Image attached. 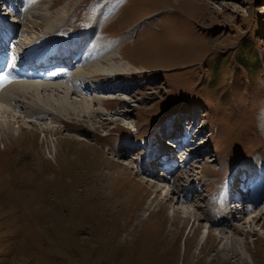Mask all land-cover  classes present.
<instances>
[{
    "label": "rangeland",
    "instance_id": "obj_1",
    "mask_svg": "<svg viewBox=\"0 0 264 264\" xmlns=\"http://www.w3.org/2000/svg\"><path fill=\"white\" fill-rule=\"evenodd\" d=\"M90 1L47 0L29 12L19 2L20 11L5 20L15 23L8 27L15 35L4 48L10 40L26 43L24 36L43 28L33 23L59 9L68 32L81 27ZM122 4L103 31L122 37L118 44L130 41L115 56L133 73L107 81L128 92L94 91L101 102L90 108L101 112L82 128L53 114L28 123L21 112L20 128L0 122V264H236L213 259L223 245L219 226L205 232L214 217L227 220L228 231L243 228L235 236L250 250H233L243 252L245 264H264V190L238 193L240 183L232 184L239 163L264 162V0ZM40 41L27 52L50 47L47 38L45 46ZM13 48L18 52L11 42ZM76 68L83 66L70 71ZM190 115L191 141L181 144L170 175L158 178L166 175L146 155L157 153L155 139L169 134L177 117ZM183 189L186 200L179 199ZM237 198L244 203L233 208ZM183 206L198 214L199 231L181 221Z\"/></svg>",
    "mask_w": 264,
    "mask_h": 264
},
{
    "label": "bare ground",
    "instance_id": "obj_2",
    "mask_svg": "<svg viewBox=\"0 0 264 264\" xmlns=\"http://www.w3.org/2000/svg\"><path fill=\"white\" fill-rule=\"evenodd\" d=\"M8 1L9 0H7V2ZM46 1L47 0H24V1L21 0L19 4L22 7L24 6V8L29 12V10L43 9V4ZM121 1L123 0H103V1L94 0L90 2L86 6L87 7L86 12L81 18L82 26L77 29L71 30L69 32L67 30V22L66 20H63L65 13L63 12L65 11L63 9H59L55 16L45 15L44 22L41 20V21H37V23L36 22L33 23L35 28L38 23L40 25L38 29L42 27L43 28L40 29V32L37 31L38 33L34 32L35 36L27 34L24 37H29L34 42H39V40L42 39V41H40L41 45H39L41 47L44 44L43 40L47 38L50 44V47L49 45L47 47L51 49L57 48L56 53L49 57L52 58H54V56L56 57L55 59L48 60L50 62H47V64L45 65L44 62L35 67L25 68L27 69L26 73H24V71H20L22 73H16L15 71L7 72L8 71L7 69L0 70V122L1 123L3 122L1 120L4 119L6 125L12 124L13 122L19 125L21 121H24L22 119V115L19 114L22 112L25 115V117H29V120H27L28 123H34L35 122L34 120L37 117L38 119H44V118L51 119L49 115L53 114L59 118L58 121H61V123H64L65 121L69 120L70 122L75 123L76 126L81 127L82 124L81 122H87V121L91 122L92 118L95 115L97 116V114H100L101 112V110L90 108V104L92 102H101V100H99L100 98L97 100L94 98L95 96L91 97L92 93H95L94 91L97 92V90H103V91L113 90L115 91V94L120 97L122 96V93H126L130 90L128 87L123 86V84L122 85L115 84L114 86L107 85V81H110V79L113 80L122 77L125 78L124 76H128L133 73L131 67L129 68L128 65L119 62L118 57L120 56L118 57L115 56V54L119 52V49H122L124 47L121 50L124 51L125 46H127L130 41H128L127 37L125 36L126 42L122 44H118V42L121 40L122 37H120L118 34H109L103 31L104 28L108 27L111 23H113V21L117 20L116 15L113 16V14L114 12H116L118 8L124 6V4L122 3L125 0L123 2ZM53 4L55 3L53 2ZM50 7L52 6L50 5L48 8ZM1 10L2 9L0 8V12ZM16 10L20 11L18 7H15L11 13L13 14V12ZM7 15L8 12L5 13V16L4 14L0 15V24L5 22V20L7 19ZM13 24L15 25V23ZM13 24L11 25L7 23L4 24L5 29H7L6 33L8 35H11V33H13V31L8 28V27L11 28ZM42 24L43 26H41ZM30 30H33V28ZM109 35H116L117 37L116 40H114L113 42L109 41L107 39ZM29 38L26 39V43L23 42L20 43V41L17 42L10 40V44L12 42L14 47H18V48L25 47L30 44ZM6 42H7V38H5L4 42L0 44V51L2 52V54H0V58L3 61L7 59L8 66L10 64V67L16 66V63H18V61L22 63L23 59L25 58V57L23 58V56H27L29 53L26 51L25 55L22 56L18 54V52H16L14 48L13 50L9 49L10 44L9 45L7 44L8 47L6 46V48H4ZM47 47L46 49H48ZM7 49L8 51L11 50V56L13 58L7 57V52H8ZM79 49L81 53L82 52L84 53L83 58L81 60L80 59L76 60L73 66H77V67L83 66V68H78V69L76 68V71L74 70L75 72L69 70L67 73L65 72L66 73L65 75L64 73L62 75V72L60 74V72L55 71L59 69L58 67H67V68L71 67V64H69L70 62H72L71 57L74 55V53L79 51ZM32 54L33 53H31V55ZM121 56L122 58L124 57L125 59V56L123 54H121ZM57 60L63 64H61V66H58L56 64V62H58ZM127 61L128 63L130 62L129 60ZM45 81L47 82L50 81L51 83L48 84ZM103 84L105 85L103 86ZM88 85L91 87L89 88ZM70 94H75L78 96V98L70 100L71 99ZM14 110H16V113L14 112ZM8 111L10 112L8 113ZM46 115H48L49 117ZM178 118L179 117H177L176 119ZM193 118L194 116L192 115H190V118L189 117L185 118L184 120L185 123L183 126V128L185 127L184 132L183 130L180 129L179 124L177 122L175 123V127L177 130H179V134L184 133L186 135L185 139L183 140L184 142L191 141L190 138L192 135L191 131L193 130L191 126H195V124H193L192 121ZM7 119H9L10 121L9 123L7 122L8 121ZM261 119L263 120L262 129L264 133V116ZM18 127L20 128V125ZM41 127L44 129L54 128L53 126H41ZM76 129L79 128L77 127ZM171 133L172 132H170L169 135ZM11 137L12 140L16 141V136H11ZM186 146L184 145L183 147L185 148ZM180 148L181 147L175 149V153H177ZM184 148L181 149L182 152L185 150ZM172 154L173 151L171 154H169L168 152L161 150L158 151V155H156L155 153L146 155V160L148 161V163H150L152 159L154 160L157 159L155 161L156 166L161 165L162 167L163 166L166 167L168 165L169 166L168 169L171 170L176 167L175 162L174 161L172 162L173 159L171 160V157L173 156ZM187 158L188 156H186V158L183 160V164H185ZM168 159H170L169 160L170 162L167 161ZM260 160L261 159H259L258 162L253 167L252 165L249 166L245 162L243 164L239 163L237 171H235L232 174V176L234 175V180L232 184L235 183L236 185L237 183H240V185L237 184L238 185L237 189L235 188L236 190H238L240 187L238 193L244 192V194H249L251 190L254 188H259L261 190H264V170H263L264 162L261 163ZM148 163L143 168L145 169L147 167L149 169V174L150 175L154 174L153 172L154 170L152 169L150 170V168L148 167ZM168 169L161 168L162 171H168ZM240 171H243L242 176L238 174ZM169 172L170 171L164 173L166 175L165 177L158 176V178L165 179L170 175L172 171L170 173ZM236 176L238 177L237 179ZM258 177H263V178H261V180H257ZM248 182H251V186L247 184ZM229 183H231V181ZM225 185L229 186L230 184L228 185L226 183ZM182 191L184 192V189L181 190L179 193H183ZM234 192L235 191H231L230 193H228L229 195L227 198H229L232 194H234ZM237 196L238 195H235L233 198ZM179 197L177 198H179L180 200H184L186 198L184 193L179 195ZM236 201H240L241 205H243L244 203L241 199L238 198L234 199L232 206L233 208H235L234 205L236 204L234 203ZM237 206L240 205L237 204ZM245 206H242V208H244ZM230 207L231 204H227V203L225 204V206H223V208L228 212V214L231 215ZM181 208H182L181 221L184 223L185 226L187 225V223L191 222L190 228H192L193 224H195V221L199 219L198 214L194 210L188 208V206H183ZM212 211L210 210L211 214L212 215L214 214L213 215L214 217L216 215L215 213L216 211L214 210V207L212 208ZM250 220L253 219H249L246 221V223H249L247 224V227L249 228L252 222ZM226 221L227 220H225L224 218L217 220V217H214V219L211 220L209 223L210 226L205 228L206 230L205 232L207 233L208 236L209 234L213 235V231H212L213 226L215 225L219 226L218 227V234L220 238L219 242L222 243L223 245L217 247L216 250H214L213 259L224 260V261H230L232 259V261L236 262V264H245V260H243V255H242L243 252L238 250L236 251L233 250V248L240 246L241 244H243L245 248V245L247 244L246 241L241 242L238 240L239 238L238 239L236 238L237 234H240L243 231V228H241V226L236 227L234 225L235 227L233 226V228H231L230 231H228V229L226 230V228L228 227ZM200 229L201 226L199 224H195V229H193V233L196 230L199 231ZM245 231H246L245 233L246 235L247 233H249L250 230L248 229ZM225 234H230V235L223 237V235ZM245 249H248L249 251L250 246H248Z\"/></svg>",
    "mask_w": 264,
    "mask_h": 264
}]
</instances>
